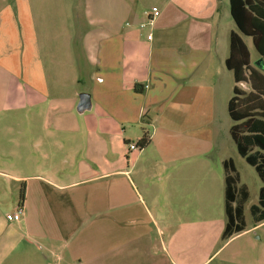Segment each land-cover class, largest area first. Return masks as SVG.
I'll use <instances>...</instances> for the list:
<instances>
[{"label": "crops", "instance_id": "1", "mask_svg": "<svg viewBox=\"0 0 264 264\" xmlns=\"http://www.w3.org/2000/svg\"><path fill=\"white\" fill-rule=\"evenodd\" d=\"M0 3V264H213L245 231L213 251L225 220L206 251L204 227L219 221L171 230L134 176H181L213 149L218 86L204 67L228 0ZM81 93L91 108L79 114ZM144 126L149 144L132 150Z\"/></svg>", "mask_w": 264, "mask_h": 264}, {"label": "rangeland", "instance_id": "2", "mask_svg": "<svg viewBox=\"0 0 264 264\" xmlns=\"http://www.w3.org/2000/svg\"><path fill=\"white\" fill-rule=\"evenodd\" d=\"M2 3H0V7ZM221 29L217 37V52L214 54V65L207 64L205 71L208 72L205 85L210 90L218 86L213 105V126L214 135L213 149L203 157V162H187L181 176L159 178H139L134 176L140 194L149 205L156 201L161 209L154 211L161 215L162 225L176 230L185 220L194 221L196 219L215 220L219 222L207 223L205 225L206 240L205 249L210 250L221 234L220 225L226 220L224 211V189H225V170L222 161L231 159L234 163L236 174L239 176L237 187L245 186L249 197L244 205L245 233L235 239L232 244L224 247L222 256L220 255L213 264L221 261L222 257L231 250L246 251L247 256L242 255V262L245 264H264V223L257 225L250 214V207L257 205L258 194L264 184L258 178L253 167L249 166L245 160L237 153L234 142L229 135V129L233 122L230 120L226 109V98L232 96L231 88L234 86L232 73L226 70L219 59L227 55L228 52V32H236L246 44L251 65L260 59L255 51L251 39L241 35L236 29L229 13L225 7L221 11ZM264 74V71H263ZM216 82V83H215ZM226 85V86H225ZM238 88L247 93L250 89L245 83L238 84ZM143 129L150 131L147 126ZM141 134V131H140ZM145 148V147H144ZM143 148V149H144ZM132 150L141 151L132 145ZM145 155L153 157L150 150H146ZM144 159V158H142ZM142 161L138 167H142ZM144 183V185L142 184ZM166 205V206H165ZM167 205H173V210H169ZM184 205H187L184 206ZM3 216L8 212L7 206L1 208ZM12 214V213H11ZM215 242L213 241V238ZM224 240L218 239L213 247V251L218 249ZM244 253V252H243Z\"/></svg>", "mask_w": 264, "mask_h": 264}, {"label": "trees", "instance_id": "3", "mask_svg": "<svg viewBox=\"0 0 264 264\" xmlns=\"http://www.w3.org/2000/svg\"><path fill=\"white\" fill-rule=\"evenodd\" d=\"M230 17L238 32L251 39L259 58L264 63V0H228ZM225 68L233 75L234 87L227 103V114L233 122L229 135L237 153L254 168L264 184V74L263 70L251 65L249 50L242 38L234 31L229 34L228 56ZM249 86L247 93L238 84ZM148 133L143 130L141 139L135 144L143 149L149 144ZM225 170L224 211L225 226L222 240L245 231L244 205L249 194L239 184L232 160L223 162ZM23 188L20 201L23 200ZM250 214L256 224L264 222V186L260 188L257 205L250 207Z\"/></svg>", "mask_w": 264, "mask_h": 264}, {"label": "water", "instance_id": "4", "mask_svg": "<svg viewBox=\"0 0 264 264\" xmlns=\"http://www.w3.org/2000/svg\"><path fill=\"white\" fill-rule=\"evenodd\" d=\"M255 66L258 68V69H261L264 71V63L262 62L261 59H259L256 63H255ZM91 108V101H90V97L88 94L86 93H81L79 95V99H78V104H77V107H76V111L77 113L79 114H82L84 113L85 111H89Z\"/></svg>", "mask_w": 264, "mask_h": 264}, {"label": "built area", "instance_id": "5", "mask_svg": "<svg viewBox=\"0 0 264 264\" xmlns=\"http://www.w3.org/2000/svg\"><path fill=\"white\" fill-rule=\"evenodd\" d=\"M23 213H24L23 208L22 206L19 205L18 208L12 214L6 215V219L8 221H13V222L20 221L23 216Z\"/></svg>", "mask_w": 264, "mask_h": 264}]
</instances>
